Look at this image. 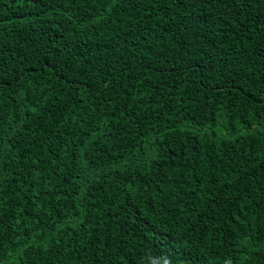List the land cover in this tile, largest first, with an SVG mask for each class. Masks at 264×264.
Returning a JSON list of instances; mask_svg holds the SVG:
<instances>
[{"label":"trees","instance_id":"16d2710c","mask_svg":"<svg viewBox=\"0 0 264 264\" xmlns=\"http://www.w3.org/2000/svg\"><path fill=\"white\" fill-rule=\"evenodd\" d=\"M0 264H264V0H0Z\"/></svg>","mask_w":264,"mask_h":264}]
</instances>
